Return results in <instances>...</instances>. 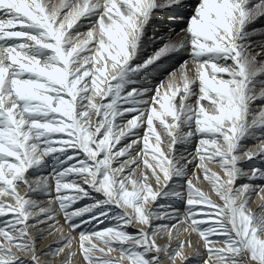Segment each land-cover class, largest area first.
<instances>
[{
  "label": "snow or ice",
  "instance_id": "snow-or-ice-1",
  "mask_svg": "<svg viewBox=\"0 0 264 264\" xmlns=\"http://www.w3.org/2000/svg\"><path fill=\"white\" fill-rule=\"evenodd\" d=\"M184 5L0 0V264H72L74 245L84 264H264V195L249 207L264 167L239 163L264 161V62L248 30L264 0H196L182 38L145 55L152 20ZM54 231L38 252L35 233Z\"/></svg>",
  "mask_w": 264,
  "mask_h": 264
},
{
  "label": "bare ground",
  "instance_id": "bare-ground-1",
  "mask_svg": "<svg viewBox=\"0 0 264 264\" xmlns=\"http://www.w3.org/2000/svg\"><path fill=\"white\" fill-rule=\"evenodd\" d=\"M51 4L53 6H59V4L61 3V0H50ZM196 3V0H185V5L183 7H179V8H173V9H165L163 11L160 12L159 15L163 16L164 18H154L148 28V35H155L154 32H156V34H158V27H162V26H166V28H171L169 30H174V26H178L180 24V20H183L184 22H186V19L188 17V15L190 14L191 12V6L193 4ZM177 15V16H180V18H173V16ZM161 20H164V21H161ZM178 20V21H177ZM165 23H168V24H165ZM87 28H88V25H87V22H85V25L84 27L80 28V31L82 33H86L87 31ZM164 28V27H163ZM162 30V29H161ZM176 32H179V31H176ZM151 38V36H149ZM157 39H153L151 40V42H157L156 41ZM148 44V43H147ZM250 44H251V50H255V52H253V54H256V53H260V54H263L262 56H264V48H263V45L264 44V39L260 38V37H250ZM259 45H262V50L260 51L259 48ZM264 62V61H263ZM178 66H176V68H178ZM175 68V69H176ZM259 103V102H258ZM194 150V144L193 145H190L189 148H188V151H193ZM181 151H183V149H181ZM257 164H254V165H250V166H253V167H256ZM260 165V164H259ZM213 168L214 171H218V169L215 167V166H210ZM252 167V168H253ZM193 168V166L190 165V174H191V169ZM50 169H51V165H49V172H50ZM32 180H35L36 179V176H33L31 177ZM201 187L205 190V191H208L209 190V186L205 183V184H202ZM25 189L23 188L21 190V194L24 193ZM264 195V192L260 193V195H253L251 197V205L252 206H255L258 207V205H260L262 203L261 201V196ZM215 198V197H214ZM37 199V198H36ZM38 202L47 207L48 206V201L46 199H42V200H38ZM91 201L89 200H84L81 202V205L82 204H85V203H90ZM170 205L173 206V207H178L181 209V211H183L182 209V204L180 205V202L179 201H176V202H170ZM57 207V215L59 216V219H60V224L63 225L64 224V220H63V216L59 214V211H58V206ZM107 223V222H106ZM137 227H139V225H137ZM48 229L45 227V228H42L41 232H46ZM134 230V229H133ZM64 233H68L69 232V229L67 227H64L63 229ZM41 232H36L35 235L37 236V241L40 240L39 242H36L37 245L39 246L37 251L38 252H43L45 251L48 246H55V244L60 241L62 239V236L58 233V232H53V234L51 235H44L43 238H40L41 237ZM73 235H76L75 233H73ZM193 240H195V236L192 237ZM159 243H163L164 241H158ZM99 246H102V245H99ZM73 251L76 252V255L73 257V260H72V264H84V261L82 259V257L79 255L78 253V250L76 248V246L74 245L73 247ZM21 256H23V254L21 253L20 254ZM111 256L113 257H117L119 256V253L118 252H113L111 253ZM42 259H48L49 260V264H61V261L65 258V255L64 254H61V256H58V257H55V258H52L50 256L48 257H45V256H42L41 257ZM165 264H167V261H165ZM177 264H179V261H177Z\"/></svg>",
  "mask_w": 264,
  "mask_h": 264
},
{
  "label": "rangeland",
  "instance_id": "rangeland-1",
  "mask_svg": "<svg viewBox=\"0 0 264 264\" xmlns=\"http://www.w3.org/2000/svg\"><path fill=\"white\" fill-rule=\"evenodd\" d=\"M259 0H253V3H258ZM177 16V15H176ZM175 14L173 16V18H180V16L176 17ZM160 17V18H159ZM159 19L164 18L163 16L159 15ZM156 19V18H155ZM164 21V20H161ZM178 21V20H177ZM180 24L176 27L174 26V30H169L171 28H166V26H162V27H158L157 31L158 34H156V32H154L155 35H148L151 36V40L153 39H157V42H148L147 40L145 41V55H151L158 47H161L163 45V43L165 42H175L178 41L179 39L182 38L183 33L181 32V28L184 27L185 22L183 20H180ZM168 24V23H165ZM164 27V28H163ZM162 29V30H161ZM249 32L252 33L251 37H260L262 39H264V17L258 19L256 21L255 24H253L251 27H249ZM255 30V31H253ZM179 31V32H176ZM170 37V39H169ZM148 43V44H147ZM263 48H264V44ZM262 45H259L260 51L262 50ZM252 52H255V50L252 49ZM263 54H260L257 59H259L260 61H264V56H262ZM188 56L186 54H181L179 56H171L168 58H165L161 63L158 64V66H156L155 68H153V70L151 72H149L146 76V80L149 84L151 85H156L159 84L161 81H166L168 74L176 68V66H178L181 62H183L184 60H188ZM245 147L244 150L245 151H249V152H256L258 150V140L256 139H249L247 141L244 142ZM241 166L245 169H251L253 166L250 165H254L257 164L256 167H264V161H261L260 159L256 158L253 159L251 161H246L245 159H241L240 162ZM260 164V165H259ZM49 172V168L44 170V174H47ZM34 175H31L29 177V181L32 182V178ZM259 183V182H257ZM23 188H20L19 191L21 192ZM23 195V193H22ZM37 198L38 200H42L44 198L42 197H34ZM214 198V197H213ZM252 202V201H251ZM251 202L249 204V207L253 210H257L258 207L252 206ZM41 203V202H40ZM83 205V204H82ZM81 205V206H82ZM181 205V203H180ZM183 209V206H182ZM40 240H38L37 242H39ZM38 245H37V249H38Z\"/></svg>",
  "mask_w": 264,
  "mask_h": 264
}]
</instances>
